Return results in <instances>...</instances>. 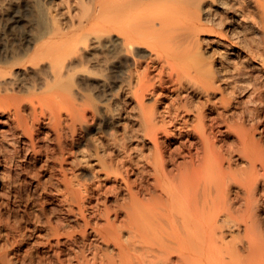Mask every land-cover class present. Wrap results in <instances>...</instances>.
<instances>
[{"label":"bare ground","instance_id":"1","mask_svg":"<svg viewBox=\"0 0 264 264\" xmlns=\"http://www.w3.org/2000/svg\"><path fill=\"white\" fill-rule=\"evenodd\" d=\"M21 20L12 13L7 25ZM45 28L25 38L27 55L0 63V175L14 162L19 171L28 167L21 159L31 164L45 156L66 210L83 223L55 222L60 250L45 264H264V0H90L72 28L56 19ZM145 47L178 77L166 121L134 89ZM25 61L40 78L23 90L10 67ZM107 62L106 82H99L107 88L104 107L117 117L125 97L134 98L139 132L127 136H136L140 149L130 167L116 170L108 144L119 139L112 132L79 157L92 156L104 179L117 183L115 208L94 244L86 226L96 193L78 178L73 149L92 99L77 89V76ZM185 81L206 92L226 129L207 121ZM124 129L132 133L127 123ZM9 212H0V223L7 236L20 234L24 216Z\"/></svg>","mask_w":264,"mask_h":264},{"label":"rangeland","instance_id":"2","mask_svg":"<svg viewBox=\"0 0 264 264\" xmlns=\"http://www.w3.org/2000/svg\"><path fill=\"white\" fill-rule=\"evenodd\" d=\"M86 1L90 0H0V63L27 55L26 53L32 47H30L31 45L27 46L28 43L25 38H33L43 33L51 19L59 20L68 28H72L74 23H77L78 17L82 13L83 3ZM12 13L20 15L22 20L19 24L7 25ZM137 59V67L134 70V89L138 92H144L145 104L154 106L158 112V117L166 121L170 115H173L170 105L175 98L178 77L163 57L148 47H145V51ZM127 62L133 64L134 60L127 55ZM108 64L109 62L102 66L93 65L91 72L77 76V89L83 94L87 93L92 99L88 102V105L93 112L89 117V121L82 125L79 138L74 143L73 149L79 159V161L77 160L78 164L75 165V170L79 173L78 178L81 182L89 185L91 190L95 191L94 194L96 193L88 207L87 217L89 223L86 226L87 232L91 234L90 240L94 244L97 238L96 229L105 224L106 215L110 214L115 208L110 196L113 185L117 183L113 179H104L103 172L98 170L92 156L85 159L79 157L83 153L91 152L94 139L101 135L109 137L112 132H115L120 140L117 139L116 142L110 140V144H108V151L113 157L112 163L116 170H119L123 165L130 167L140 149L136 136L132 138L127 136L139 132L137 131L139 126L133 119V115L137 112L134 98L125 97L127 102L123 105L121 113L117 117H113L104 107L107 88L100 86L99 82L102 79L106 82L105 76L108 74ZM10 70L12 75L20 81L17 88L23 90H25V86L37 82V78H40V75L26 61L12 64ZM185 84L193 94L194 102L197 104L203 102L207 121L217 120L220 122L221 127L226 129L219 108L207 100L206 92L192 82L185 81ZM210 96L214 97V93H211ZM126 123L132 133H129L128 130L127 133L125 132L124 126ZM159 124L162 125L163 121L160 120ZM3 128L4 126H0L1 130ZM49 128L50 124L46 123L45 120L43 124L44 132ZM42 141L47 143L46 137H43ZM44 159L45 156L31 164L27 160L21 159L18 163L24 168L28 167L19 171L14 162L12 165L16 168L11 166L8 169L9 172L7 171L3 176L0 175V202H3V205L6 203L4 206L0 204V212L10 211V215L17 214V217L22 215L25 217L22 219H25V221L21 235L13 230L11 236H7V225L4 224L5 220L1 221L0 264H45L47 262L46 255L55 258L54 255L59 253L60 250L59 244L55 240L56 237L51 233L55 222L58 219L67 217L68 220L63 223V226L71 228L83 226L82 219L74 217L72 212L66 210L68 202L63 200L62 185L52 177L50 169L47 168V163L43 161ZM30 168L33 173L40 175L35 174L33 176ZM34 170L37 172H34ZM56 173L54 172V174ZM94 173L96 176H94ZM27 198L28 200H26ZM73 208L76 209V206L73 205ZM12 233L15 234L14 237ZM15 237L17 238L15 239ZM129 237V232L126 229L123 230L122 238L128 240ZM61 240H63L62 237ZM49 244H51V247ZM62 257H66L65 250L62 252ZM51 264H58V262H51Z\"/></svg>","mask_w":264,"mask_h":264}]
</instances>
